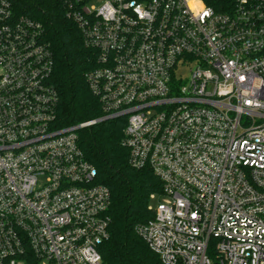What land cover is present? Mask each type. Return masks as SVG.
Listing matches in <instances>:
<instances>
[{
  "label": "built area",
  "instance_id": "1",
  "mask_svg": "<svg viewBox=\"0 0 264 264\" xmlns=\"http://www.w3.org/2000/svg\"><path fill=\"white\" fill-rule=\"evenodd\" d=\"M63 0L104 116L58 124L40 22L0 0V264H104L110 190L78 132L124 118L162 183L135 231L162 264H264V0Z\"/></svg>",
  "mask_w": 264,
  "mask_h": 264
},
{
  "label": "trees",
  "instance_id": "2",
  "mask_svg": "<svg viewBox=\"0 0 264 264\" xmlns=\"http://www.w3.org/2000/svg\"><path fill=\"white\" fill-rule=\"evenodd\" d=\"M18 16L40 22L54 55L51 82L58 92L57 116L61 127L75 126L104 116L91 92L87 73L95 68V54L83 42L78 27L68 19L63 0H10ZM217 12L231 0H202ZM124 118L99 122L78 132L86 159L98 172L97 182L111 193L110 238L100 247L104 264H162L135 229L154 218L151 196H161L162 183L148 169L130 162L124 144Z\"/></svg>",
  "mask_w": 264,
  "mask_h": 264
},
{
  "label": "rangeland",
  "instance_id": "3",
  "mask_svg": "<svg viewBox=\"0 0 264 264\" xmlns=\"http://www.w3.org/2000/svg\"><path fill=\"white\" fill-rule=\"evenodd\" d=\"M158 205H159V200H154L151 202V208L154 210L157 209Z\"/></svg>",
  "mask_w": 264,
  "mask_h": 264
}]
</instances>
